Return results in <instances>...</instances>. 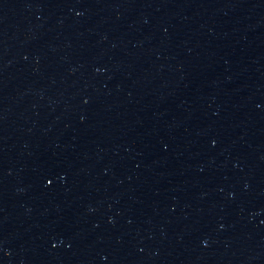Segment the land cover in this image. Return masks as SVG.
Masks as SVG:
<instances>
[{
    "label": "water",
    "instance_id": "water-1",
    "mask_svg": "<svg viewBox=\"0 0 264 264\" xmlns=\"http://www.w3.org/2000/svg\"><path fill=\"white\" fill-rule=\"evenodd\" d=\"M0 264H264V0H0Z\"/></svg>",
    "mask_w": 264,
    "mask_h": 264
}]
</instances>
